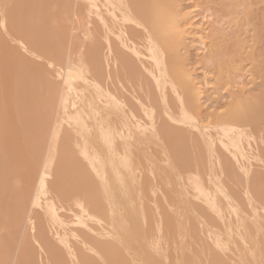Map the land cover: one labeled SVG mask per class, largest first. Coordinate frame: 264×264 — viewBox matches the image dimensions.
<instances>
[{"label": "bare ground", "instance_id": "obj_1", "mask_svg": "<svg viewBox=\"0 0 264 264\" xmlns=\"http://www.w3.org/2000/svg\"><path fill=\"white\" fill-rule=\"evenodd\" d=\"M186 15L0 0V264H264V90L203 121Z\"/></svg>", "mask_w": 264, "mask_h": 264}, {"label": "rangeland", "instance_id": "obj_2", "mask_svg": "<svg viewBox=\"0 0 264 264\" xmlns=\"http://www.w3.org/2000/svg\"><path fill=\"white\" fill-rule=\"evenodd\" d=\"M179 2L187 13L186 20L197 26L188 28L182 55L198 88L200 116L208 123L237 99L251 98L264 90V0ZM201 32L206 35L204 40L200 39ZM250 141L257 142L260 138L257 136V141L256 138ZM260 211L251 214L258 223L255 217L247 221L251 228L260 227L263 232L264 213ZM236 238L241 240L240 236Z\"/></svg>", "mask_w": 264, "mask_h": 264}]
</instances>
